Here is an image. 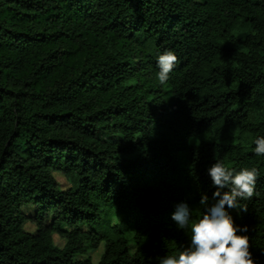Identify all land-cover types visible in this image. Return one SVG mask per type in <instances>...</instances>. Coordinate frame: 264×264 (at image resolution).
I'll use <instances>...</instances> for the list:
<instances>
[{
    "label": "trees",
    "instance_id": "1",
    "mask_svg": "<svg viewBox=\"0 0 264 264\" xmlns=\"http://www.w3.org/2000/svg\"><path fill=\"white\" fill-rule=\"evenodd\" d=\"M260 134L264 0H0V264H158L214 160L260 173L231 211L264 264Z\"/></svg>",
    "mask_w": 264,
    "mask_h": 264
},
{
    "label": "clouds",
    "instance_id": "2",
    "mask_svg": "<svg viewBox=\"0 0 264 264\" xmlns=\"http://www.w3.org/2000/svg\"><path fill=\"white\" fill-rule=\"evenodd\" d=\"M177 56L165 50L156 57V79L166 84L176 66ZM252 153L264 157V134L252 139ZM211 186L212 202L201 196L202 213L196 217L186 202L174 206L171 219L183 231L188 243L183 248L157 257L158 264H257L247 235V225L238 224L232 215L241 201L256 194L260 173L255 167H229L223 160H214L206 169ZM245 210V209H242Z\"/></svg>",
    "mask_w": 264,
    "mask_h": 264
},
{
    "label": "rangeland",
    "instance_id": "3",
    "mask_svg": "<svg viewBox=\"0 0 264 264\" xmlns=\"http://www.w3.org/2000/svg\"><path fill=\"white\" fill-rule=\"evenodd\" d=\"M102 139L103 140H113V139H110V137L108 135L102 136ZM204 139L205 138L193 139V140L189 141V144L193 145V146H198ZM26 213H28V212H26ZM26 229H27V231H32L33 230L32 228H29V226H27ZM55 242H56V244L61 245V242L58 239H55ZM101 253H102V248H99V250L91 256L92 262L94 264H96L99 261Z\"/></svg>",
    "mask_w": 264,
    "mask_h": 264
}]
</instances>
